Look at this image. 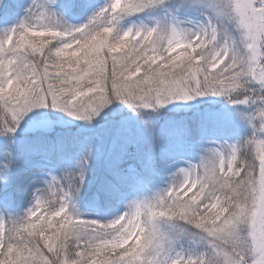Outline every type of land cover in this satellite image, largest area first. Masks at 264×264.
Wrapping results in <instances>:
<instances>
[{
    "label": "snow or ice",
    "instance_id": "6c2138e0",
    "mask_svg": "<svg viewBox=\"0 0 264 264\" xmlns=\"http://www.w3.org/2000/svg\"><path fill=\"white\" fill-rule=\"evenodd\" d=\"M0 264H264V0H0Z\"/></svg>",
    "mask_w": 264,
    "mask_h": 264
}]
</instances>
